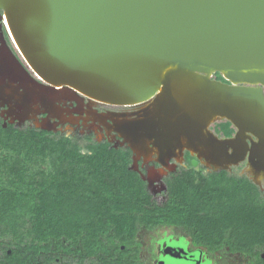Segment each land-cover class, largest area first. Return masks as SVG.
<instances>
[{
	"label": "water",
	"instance_id": "water-1",
	"mask_svg": "<svg viewBox=\"0 0 264 264\" xmlns=\"http://www.w3.org/2000/svg\"><path fill=\"white\" fill-rule=\"evenodd\" d=\"M86 98L114 106L153 100L142 116H107L108 133L129 145L138 173L140 157L168 163L173 149L188 151L193 165L208 159L203 128L209 142L240 140L252 156L264 140V0H0L6 115L21 123L44 114L36 127L55 131L69 121L59 114H78ZM63 101L72 107L60 108ZM217 119L235 134L217 137L209 129ZM199 143L200 156L191 151Z\"/></svg>",
	"mask_w": 264,
	"mask_h": 264
},
{
	"label": "trees",
	"instance_id": "trees-1",
	"mask_svg": "<svg viewBox=\"0 0 264 264\" xmlns=\"http://www.w3.org/2000/svg\"><path fill=\"white\" fill-rule=\"evenodd\" d=\"M216 76L223 80L219 73ZM0 148L11 154L10 173L40 191V207L32 219L35 237L49 242L62 234L71 238L72 232L85 229L84 237L93 233L98 238L106 234V222L111 218L121 224L108 236V241H117L113 249L101 247L107 252L102 260L104 264H127L125 256L133 251L134 231L123 224L133 214V220L147 230L176 224L195 245L209 251L227 246L230 252L249 254L252 264H264L260 255L264 252V197L244 176L223 169L204 175L178 166L165 180V198L159 202L138 173L130 169V151L114 148L105 140L36 127H3L0 123ZM31 158L46 163L47 168L28 174L23 162ZM13 198H3L5 207L1 206L0 212L11 209ZM115 212L118 214L113 215ZM47 250L25 243L6 253L0 264H51L55 256Z\"/></svg>",
	"mask_w": 264,
	"mask_h": 264
},
{
	"label": "rangeland",
	"instance_id": "rangeland-1",
	"mask_svg": "<svg viewBox=\"0 0 264 264\" xmlns=\"http://www.w3.org/2000/svg\"><path fill=\"white\" fill-rule=\"evenodd\" d=\"M212 77L217 79L216 73H214ZM150 101L151 100H147L140 104L126 106H114L96 102L94 103V106L102 111L110 110V112H112L111 117L113 119H116L117 116L115 117V112L127 113L128 111L134 114L140 109L141 105L148 104L150 103ZM93 110L98 114V117L96 116L94 120V114H87L85 112L89 117H85L82 120L80 126L73 123L60 128L58 131L68 135L91 134L92 139L95 141L107 140V138L108 140H114L115 138H117L116 135L118 133H116L115 130H113L115 131L114 133H106L107 130L104 126L99 127V122L105 121L108 115L98 113L92 106V111ZM123 114L124 113H121L122 117L119 118H125ZM90 123H92L91 126H88L90 125ZM108 125H113L112 121L108 122ZM209 129L217 137L230 135L232 131L230 124L225 119L214 120L209 125ZM156 146L157 145H154V147ZM171 153L176 156L172 150ZM155 156L156 155L152 154V156L148 160L152 161L153 159H156L157 157ZM185 157L188 159L190 156L186 154ZM176 158L179 159L178 157ZM12 162L13 160L10 152H7L0 148V207H5V203L3 204L4 197L13 196V199H15L13 200L14 203L12 204L9 211L0 212V261L3 259L6 253L10 252L11 249L17 248L18 246L25 243H33L37 246H42L43 248L48 249L47 252L57 258V261L53 262V264H104L102 259H105V255L107 254V252L103 251L101 247L107 250L108 248L113 249L112 244L113 242L117 241H108V236L110 238V236H112L114 233L113 230L116 229V227L121 223L111 218L107 219V232L105 235L100 234L98 238L94 237L93 233L88 237H84L88 232L85 229H80V231L78 230L72 232L73 237L71 238H67L64 236V234H62L59 239L50 238L49 242L42 237L38 238L33 236L32 219L33 217H37L36 213L40 207V191L38 189H32L31 186L26 183H21L10 173L9 168ZM180 162H182V160H180ZM23 164H25V169L30 175H33L41 168H47L46 163L42 164L39 160L33 158L24 161ZM162 165L165 167L167 166V164ZM236 166L237 165L229 164L227 165L225 170L229 172V174H231V172L237 173L243 171V169H240ZM208 168L210 169V171H214V169L210 166H208ZM220 169L216 168V170ZM262 171H264V169L261 170V172ZM202 172L205 171L203 170ZM259 172L260 170H256L254 172L256 175L253 178H255L254 182L260 185L262 191L264 192V178H261V173ZM246 173L249 174L248 171ZM147 185L149 186L151 184L147 183ZM110 213L112 214L113 211L111 210ZM117 214L118 213L115 212L113 215ZM128 219V223L123 224V226L125 225L124 227H132L134 231L132 236L134 244L131 245L133 251L127 253V255L125 256V261H127V264H195L193 259L190 258L189 254L185 253V251L182 249L176 250V248L173 246L167 247L166 257L162 260V263L160 262L162 257L164 256V248L169 242L184 241L183 238L182 240L179 239L178 241L180 235L178 232L179 227L177 226L179 225L170 224L167 226H159L154 230H147L141 223L133 220V214H131ZM95 233L96 232H94V234ZM184 238L188 240V237ZM57 241L62 242V244L58 246L56 244ZM135 243L138 244L135 245ZM187 244L189 245V242ZM120 247L123 248V245H121ZM135 248H138L137 251H135ZM189 249L193 250L194 247L190 246ZM178 250L180 252H178ZM202 250L203 254L201 255V260L207 261V264H252V257L247 253L240 252L241 255L238 253L236 257L228 258L229 256L227 255V246H224L220 251L212 252L205 248H202ZM134 254L136 255V258L133 256ZM117 255L118 253H115V257H117ZM260 255L261 257H264V252H262Z\"/></svg>",
	"mask_w": 264,
	"mask_h": 264
},
{
	"label": "flooded vegetation",
	"instance_id": "flooded-vegetation-1",
	"mask_svg": "<svg viewBox=\"0 0 264 264\" xmlns=\"http://www.w3.org/2000/svg\"><path fill=\"white\" fill-rule=\"evenodd\" d=\"M4 36H5V39H6L7 43H8V45H9V47L14 52V49L10 46V44L8 42L7 35L4 34ZM84 103H85V105L82 107V109L84 111H83L82 114L79 115V114H76V113H72V115L75 118H77L74 122L66 121L63 124L58 125L57 126V130H55V131H58L60 128L66 126V125L73 124V123L75 125H79L80 126L81 123H82V120L85 117H89L87 114H92V115L94 114L95 117L96 116L98 117V115H96L94 113V110L92 111V106H93V108L98 113H102V114H106V115L112 113V112H110V110H105V111L99 110L98 108H96L94 106V103H96V102H94L92 100H89L87 98L84 99ZM97 103H99V102H97ZM67 104H68V107H72V105H70L69 103H67ZM79 109H80V107H79ZM6 110H7V107L5 105L4 106H1L0 105V123H1V125L3 124V122L6 121V125L5 126L2 125L3 127H6L9 124H12L15 127H21V126L36 127V124H35L33 118H28V119L24 120L21 123H19L18 120H16V119L10 120L11 117L10 116H7L6 113L3 112V111H6ZM121 113H124L123 114L124 116H130L129 113H131V112H128V111H127V113L126 112H115V114H119L120 116H121ZM43 116H44V114L37 115V118L40 120ZM95 121H97V120H95ZM108 122H110V120L107 117L105 121L99 122L100 123V126L98 124L97 125L99 127L104 126L105 129L107 130L106 133H108ZM92 123H90V125H88V126H91ZM102 123L103 124H106V125H103ZM229 124H230V126L232 128V131H231L230 135L223 136V137H232L235 134L236 128L230 122H229ZM36 128H38V127H36ZM109 132H113L114 133L115 131H113L112 129H109ZM80 135H82V134H80ZM86 135H90L91 136V134H86ZM116 137L117 138H115L114 140H108V138H107V140H105V141L108 142L114 148L128 149L130 151V158H131V160H130V163H129V167H130V169H132V158H133V155L134 154H133L132 150L130 149V147H129V145L127 143H125V142L122 143V139H121V137H119V134H117ZM101 141H103V140H101ZM229 150H231V149H229ZM186 154H188L190 156L188 159L185 157ZM153 155H156V154H153ZM176 157H178L179 159H177L175 157H171L169 159L168 163H162L158 159H153L152 161H150V160L144 161L142 157H140L138 159V161H137V167H138V170H139V173L138 172L137 173H138L139 177L142 180L145 181L146 188L151 193V195L153 196V198L156 199L159 202L165 198V191H166L165 180L167 178H169V177L172 176V174L177 170L178 166L187 167V168L190 167V168H192V169H194L196 171H200L204 175H206L208 172H210V169L208 168V166H210L211 168H213L214 171L216 170V168H214L213 165L208 164L203 159H198L197 160V163L195 165H193L192 164L193 155H191L188 151H184L181 157H180V155L179 156H176ZM180 160H182V162H180ZM162 164H167V166L165 167ZM229 164H231V163H227V164H224L223 163V164H219V165H221V166H227ZM219 165H215V166L217 167ZM231 165H237L236 167H238L240 169H243L242 172H237V173L231 172L232 175L246 177L247 179H249L250 181H252L255 185H257L259 187V190L261 191L262 195L264 196V192L262 191L261 186L258 185V184H256L254 182V179L255 178H253V177L256 175L254 173L256 170L254 171V169L250 165L249 152H247L244 155V157L240 158V160H237L236 163L231 164ZM245 167H246V169H245ZM219 169H220V167H219ZM221 169L225 170L224 168H221ZM203 170L205 172H202ZM162 171H164V172H162ZM247 171L249 172V174L246 173ZM259 173H261V178H264V171H262V172L260 171ZM148 179H152L153 180V182L149 186L147 185ZM161 226H167V225H161ZM177 227H179V231L178 232H179V235H180L179 238H178V241H179V239L182 240V238H183L184 241H180V242L171 241V242H169L167 244V246L164 248V256L162 257V259H161L160 262L162 263V260L166 257V249H167V247L168 246L169 247L170 246H173V247L176 248V250L177 249H182V250L185 251V253L189 254L190 258L193 259V261L195 262V264H207V261H202L201 260V255L203 254L202 253V251H203L202 248H205V249H207V248L204 247V246H201V245H195L193 243L192 237L189 234L185 233L183 231V228L181 226H177ZM184 237H186V238L188 237V240H186ZM188 242H189V245L187 244ZM190 246L191 247H194V249L193 250H190L189 249ZM220 250H222V249H218V250H215V251H220ZM178 252H180V251L178 250ZM178 252H176V253H178ZM8 253H10V252H8ZM238 253L241 255L242 252L241 253L240 252H230V251L227 250V255L229 256L228 258L236 257V255H238ZM45 256H46V254L44 253V257ZM133 256L136 258V255L135 254ZM56 261H57V258L54 257V260L52 261L51 264H53V262H56ZM175 263H180V262H175ZM249 263H250V261H249Z\"/></svg>",
	"mask_w": 264,
	"mask_h": 264
},
{
	"label": "bare ground",
	"instance_id": "bare-ground-1",
	"mask_svg": "<svg viewBox=\"0 0 264 264\" xmlns=\"http://www.w3.org/2000/svg\"><path fill=\"white\" fill-rule=\"evenodd\" d=\"M1 97H2V95H1ZM89 100H92V99H89ZM152 101L153 100L151 99V102ZM94 102H96V101H94ZM143 102H145V101L139 102L137 104H140V103H143ZM151 106H152L151 103H148V104H145V105H141V107L138 110L137 114L142 116V114H144V110L149 109ZM59 107L67 110L68 109V104H67L66 101H63V102L59 103ZM53 111L59 114L58 108H55ZM3 112L5 113V111H3ZM82 112H83V109L81 107L80 112L78 114L80 115ZM95 114L98 115L97 113H95ZM59 116H62L64 118V120H68L69 119L70 122H74L77 119V118H75L72 115V112H70V113L69 112L68 113L67 112H61V114H59ZM10 117H11L10 120H12V119H14L15 116L11 115ZM24 117L25 116H22L21 118L23 119ZM28 117H32L34 122H35V124H39L40 123L39 122L40 120L37 118V116L35 114L29 113ZM95 118L96 117L93 116V120ZM202 130L204 132L202 134H204V136H206V137L202 138V141H205L204 143L208 144L209 148L211 150L210 157L205 160L207 163H212L213 162L214 165H219V164H223V163L227 164V163H232L233 161H237V160H239L240 158L243 157L244 148L245 147L242 146L240 140L239 141H231L233 143L230 142V144L223 143V145H221V144L220 145H216L215 143H211V142L208 141V137H207V133H206L205 128H203ZM183 138H185V137H183ZM254 145H255V146H253L254 149H251L252 150L251 152L253 153V155L250 156V165L254 169V171L255 170H260L261 171V170L264 169V140L258 141V142H254ZM229 147H231L230 148L231 150L228 149ZM201 148H202L201 143H199V145L195 144L194 146H191V151H193V153L197 152L196 154L198 156H200L199 152H200ZM154 149H157V146L153 147V150ZM218 150H220V151H218ZM172 151H173V153L176 156L180 155V151L178 149H173Z\"/></svg>",
	"mask_w": 264,
	"mask_h": 264
}]
</instances>
